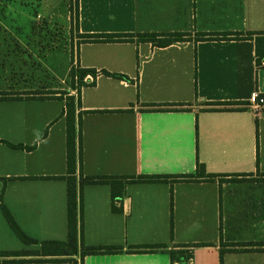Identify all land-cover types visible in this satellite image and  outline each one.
<instances>
[{"label": "crops", "instance_id": "0c3cea01", "mask_svg": "<svg viewBox=\"0 0 264 264\" xmlns=\"http://www.w3.org/2000/svg\"><path fill=\"white\" fill-rule=\"evenodd\" d=\"M78 2L76 36L178 33L190 39L163 48L136 39L81 44L75 67L94 69L95 80L77 76L79 90L0 101V206L32 240L66 241L69 97L79 244L121 250L86 256L83 264H171L168 251L196 244L206 246L188 248L192 264H264V109L248 106L253 92L264 94V62L255 64L264 0ZM200 34L253 36L195 42ZM224 103L232 105L207 106ZM162 104L181 110L147 111ZM197 165L215 177L173 179L194 174ZM81 176L114 178L121 200L113 203L109 184L80 187ZM140 176L168 178L128 181ZM17 239L0 209V251H14ZM152 246L166 250L127 253Z\"/></svg>", "mask_w": 264, "mask_h": 264}, {"label": "trees", "instance_id": "16d2710c", "mask_svg": "<svg viewBox=\"0 0 264 264\" xmlns=\"http://www.w3.org/2000/svg\"><path fill=\"white\" fill-rule=\"evenodd\" d=\"M79 2L78 0H69V18L71 27L77 28L78 14H79ZM255 38V64L257 68L263 67L264 62V33L256 34ZM253 34H248L243 37L241 35L227 36V35H197L194 39L195 42L203 41H218L227 40L229 38L234 39H252ZM79 45L81 44H113V43H131L135 39L137 42L151 43L156 47L163 48L173 43L184 42L190 39L189 35L185 34H81L77 36ZM78 45V46H79ZM100 74L105 77H112L118 79H127L124 76L111 74L105 70L100 71ZM73 76V72L71 73ZM91 75L95 80L97 72L94 69H78L77 76L85 77ZM82 79H78V83H81ZM5 94H0V101L17 100L15 98H7ZM79 105V100H78ZM220 105H232L229 103L224 104H207L209 107L220 106ZM181 105L178 104H162L149 106L147 111H180ZM206 112L212 111H234L230 109H206ZM66 140H67V171L68 177L65 178L67 182V239L65 242L56 241H44L38 243L35 240L29 238L16 224L13 217L6 209L5 206L1 205V213L5 219L7 225L13 232V234L19 239V241L27 246H38V249L34 250H18V251H0V264H78L74 257H78L81 264L86 256L92 255H112L121 253L119 248L114 247H88L85 246L80 240H78V229H77V193H76V180L75 174V141H76V130H75V119L73 115V104L72 99L67 97L66 99ZM80 134V128L78 130ZM10 148H21V146H14L6 143ZM32 147L27 150H31ZM215 176L205 175V170L202 165H197L196 172L191 175L174 176L176 182H192L195 179H207L212 180ZM164 176H140L138 178H131L128 181L134 183H160L167 179ZM64 179V178H63ZM115 179L108 177H86L80 178V187L84 184L97 185V184H109L111 186V198L113 203L118 202L122 198L120 190L116 189ZM123 187V186H121ZM170 204L172 206V196ZM113 210L117 209L113 206ZM82 238V236H81ZM205 244H196L192 246H176L174 250H170L167 254L170 257L171 264H192V253L188 248L205 247ZM166 248L163 246H152V247H132L127 253H152L157 251L165 252Z\"/></svg>", "mask_w": 264, "mask_h": 264}, {"label": "rangeland", "instance_id": "374dc122", "mask_svg": "<svg viewBox=\"0 0 264 264\" xmlns=\"http://www.w3.org/2000/svg\"><path fill=\"white\" fill-rule=\"evenodd\" d=\"M76 39L69 0H0V94L42 98L79 90ZM17 243L14 251L23 249Z\"/></svg>", "mask_w": 264, "mask_h": 264}, {"label": "built area", "instance_id": "2783aa9c", "mask_svg": "<svg viewBox=\"0 0 264 264\" xmlns=\"http://www.w3.org/2000/svg\"><path fill=\"white\" fill-rule=\"evenodd\" d=\"M249 108L254 111H260L264 109V94H259L258 92H253L248 100Z\"/></svg>", "mask_w": 264, "mask_h": 264}]
</instances>
